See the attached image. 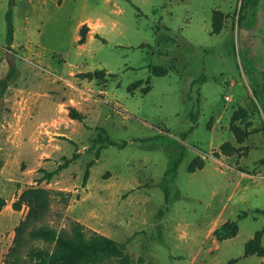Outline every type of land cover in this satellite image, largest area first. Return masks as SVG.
Wrapping results in <instances>:
<instances>
[{
	"label": "rangeland",
	"instance_id": "1",
	"mask_svg": "<svg viewBox=\"0 0 264 264\" xmlns=\"http://www.w3.org/2000/svg\"><path fill=\"white\" fill-rule=\"evenodd\" d=\"M8 2L0 0V91L11 68L16 78L0 95V264L27 212L11 204L30 187L68 195L50 196L39 225L70 233L78 223L124 244L131 264H264L243 256L258 232L264 248V0L249 31L238 23L248 0H14L12 51ZM152 66L167 75H151ZM94 71L105 74L77 77ZM71 107L81 122L69 119ZM238 108L253 131L242 145L229 131ZM225 142L238 152L215 158ZM232 222L236 234L218 240Z\"/></svg>",
	"mask_w": 264,
	"mask_h": 264
},
{
	"label": "trees",
	"instance_id": "2",
	"mask_svg": "<svg viewBox=\"0 0 264 264\" xmlns=\"http://www.w3.org/2000/svg\"><path fill=\"white\" fill-rule=\"evenodd\" d=\"M260 1L261 0H248L246 5L240 7L238 11V23L241 24L243 30L249 31L255 27ZM14 6V0H9L8 9L5 13V48L8 51H12L11 46L14 38L12 21V10ZM243 11L244 16L241 15ZM222 27L223 15L218 11L213 12L211 18V34L218 35L221 32ZM87 31L88 28L85 25L79 30L78 45H83L85 43ZM100 40L102 43H105V40ZM148 70L151 75L156 77H164L168 73V68L159 66L149 67ZM99 74L104 75L105 71L80 73L77 77L80 80H87L90 82ZM108 76L114 77L111 74ZM15 78L16 71L11 68L8 71L5 80L1 82V96L7 89L8 84ZM68 117L73 121L81 122L83 120L82 115L72 107L69 108ZM190 118L191 122L195 124V116L192 114ZM250 127V115L246 109L238 108L232 113L229 121V131L234 137L237 145H242L252 134L253 131L249 130ZM192 128L193 127L189 129V132L192 131ZM102 141L103 139L99 135L94 143H101ZM109 145L114 146L115 144L110 142ZM99 150L95 155L97 159L99 158ZM219 152L220 153H213V156L215 158H218L220 154L229 156L238 152V149L229 142H225L219 147ZM75 157L76 155L73 158ZM71 162L72 160H65L63 164L59 165L51 172L41 171L43 176L39 180L41 182L50 181L55 175L65 170ZM92 164L93 163L90 162L85 170L82 187L86 186L89 168ZM189 172H193L192 167L189 169ZM52 194L61 196L62 198L68 196L64 193H53L45 189L30 187L22 191L11 204L13 211L18 212L24 207L27 212L24 218L14 228L13 245L6 256V264H100L109 260H113L115 264H131L129 256L125 253L124 244H117L107 237L92 232L90 235H87L84 232L83 227L78 223L72 225L70 233H57L55 230L47 226L39 225L43 222L48 213L51 200L50 196ZM5 206L6 202L0 197V212ZM236 232L237 225L232 222L226 223L221 228L217 229L214 232V235L218 240L222 241L233 237ZM32 242H41L45 247L39 248L29 245ZM260 243L261 234L258 232L251 240L245 243L243 253L244 258L254 255L264 258V248L261 247ZM24 248H27V252L22 255ZM23 256L25 259H23Z\"/></svg>",
	"mask_w": 264,
	"mask_h": 264
},
{
	"label": "water",
	"instance_id": "3",
	"mask_svg": "<svg viewBox=\"0 0 264 264\" xmlns=\"http://www.w3.org/2000/svg\"><path fill=\"white\" fill-rule=\"evenodd\" d=\"M1 103H2V99H0V105H1Z\"/></svg>",
	"mask_w": 264,
	"mask_h": 264
},
{
	"label": "crops",
	"instance_id": "4",
	"mask_svg": "<svg viewBox=\"0 0 264 264\" xmlns=\"http://www.w3.org/2000/svg\"><path fill=\"white\" fill-rule=\"evenodd\" d=\"M233 138H234V137H233ZM244 143H245V142H244ZM244 143H243V144H244Z\"/></svg>",
	"mask_w": 264,
	"mask_h": 264
}]
</instances>
